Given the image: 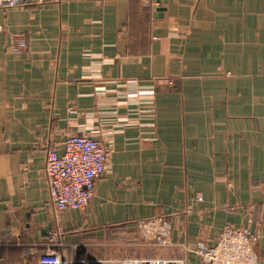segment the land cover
Segmentation results:
<instances>
[{"label":"crops","instance_id":"obj_1","mask_svg":"<svg viewBox=\"0 0 264 264\" xmlns=\"http://www.w3.org/2000/svg\"><path fill=\"white\" fill-rule=\"evenodd\" d=\"M19 3L0 7V264H41L58 227L65 261L122 264L153 220L160 258L200 264L231 227L264 264V0ZM72 135L110 157L89 206L58 212L46 153Z\"/></svg>","mask_w":264,"mask_h":264},{"label":"built area","instance_id":"obj_2","mask_svg":"<svg viewBox=\"0 0 264 264\" xmlns=\"http://www.w3.org/2000/svg\"><path fill=\"white\" fill-rule=\"evenodd\" d=\"M60 2L62 0H56ZM20 0H0V7H14ZM24 49L19 43L16 50ZM62 149L52 147L46 153L45 176L50 193V203L56 211L86 209L94 195L96 183L108 167L110 152L103 142L87 135L68 136ZM202 202L197 196L194 203ZM191 212V207L186 213ZM137 229L145 234L146 241L160 247H174L166 235L169 225L161 220L141 221ZM64 231L58 227L42 240L46 248L41 264H71L65 261L54 247L62 246ZM256 237L248 228L224 229L213 243L200 242L196 254L200 264H260L254 250ZM0 242H11L9 235H0ZM52 251V252H51ZM54 251V252H53ZM122 264H185L182 259L155 258L123 260Z\"/></svg>","mask_w":264,"mask_h":264},{"label":"rangeland","instance_id":"obj_3","mask_svg":"<svg viewBox=\"0 0 264 264\" xmlns=\"http://www.w3.org/2000/svg\"><path fill=\"white\" fill-rule=\"evenodd\" d=\"M113 249H116V248H113ZM162 249H164V247H160L156 244L149 243V242H146V243L143 242V243L134 244L131 246H126L122 249L120 248L119 250L122 251V254H124V260H130V259H148V258H153V257L157 258L162 255V252H163ZM135 253L140 254V255L142 254V257H145V258H138L139 256L135 257ZM115 261L116 260L113 259L112 261H109V263L107 264H118Z\"/></svg>","mask_w":264,"mask_h":264},{"label":"water","instance_id":"obj_4","mask_svg":"<svg viewBox=\"0 0 264 264\" xmlns=\"http://www.w3.org/2000/svg\"><path fill=\"white\" fill-rule=\"evenodd\" d=\"M158 1H160V0H158ZM164 1H166V0H164ZM159 11H161V10H159Z\"/></svg>","mask_w":264,"mask_h":264}]
</instances>
